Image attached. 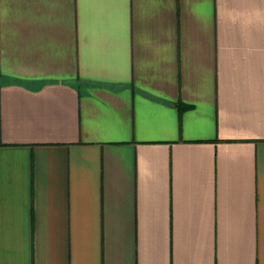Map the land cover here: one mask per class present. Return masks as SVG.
Returning <instances> with one entry per match:
<instances>
[{
    "label": "crops",
    "instance_id": "obj_1",
    "mask_svg": "<svg viewBox=\"0 0 264 264\" xmlns=\"http://www.w3.org/2000/svg\"><path fill=\"white\" fill-rule=\"evenodd\" d=\"M0 264H264V0H0Z\"/></svg>",
    "mask_w": 264,
    "mask_h": 264
}]
</instances>
